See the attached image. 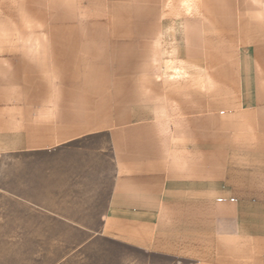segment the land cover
Segmentation results:
<instances>
[{"label":"crops","instance_id":"obj_1","mask_svg":"<svg viewBox=\"0 0 264 264\" xmlns=\"http://www.w3.org/2000/svg\"><path fill=\"white\" fill-rule=\"evenodd\" d=\"M0 156L117 264H264V0H0Z\"/></svg>","mask_w":264,"mask_h":264},{"label":"rangeland","instance_id":"obj_2","mask_svg":"<svg viewBox=\"0 0 264 264\" xmlns=\"http://www.w3.org/2000/svg\"><path fill=\"white\" fill-rule=\"evenodd\" d=\"M27 164L21 156H0V264H117L116 246L64 239L70 235L63 226L44 215L47 195L39 193L36 169L32 172ZM103 252L114 256L103 257Z\"/></svg>","mask_w":264,"mask_h":264}]
</instances>
